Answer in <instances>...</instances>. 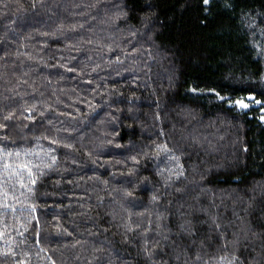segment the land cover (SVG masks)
Returning <instances> with one entry per match:
<instances>
[{
  "label": "trees",
  "instance_id": "1",
  "mask_svg": "<svg viewBox=\"0 0 264 264\" xmlns=\"http://www.w3.org/2000/svg\"><path fill=\"white\" fill-rule=\"evenodd\" d=\"M262 77L264 0H0V147L56 156L0 173V264H264Z\"/></svg>",
  "mask_w": 264,
  "mask_h": 264
},
{
  "label": "snow or ice",
  "instance_id": "2",
  "mask_svg": "<svg viewBox=\"0 0 264 264\" xmlns=\"http://www.w3.org/2000/svg\"><path fill=\"white\" fill-rule=\"evenodd\" d=\"M202 4L205 8V10H208L210 8V5L212 4V0H202ZM33 7H35V5H33ZM226 8H231L232 5L231 3H226L225 4ZM260 53H257V56H259ZM116 63H122V61L117 58ZM69 71H71V69H69ZM262 79H264V77H262ZM191 91L196 92V89H191ZM211 94L219 101L223 102V103H227L229 108H238L239 110L243 111L245 109H247L250 105V102L254 101L256 104H261L262 102L259 100H255V97L252 95H249L245 98H241V99H236V100H231L230 97H226L221 95L220 92L216 91L215 88L210 90ZM157 107H159V102H157ZM30 111V110H29ZM5 120L11 119V114L9 116L4 117ZM157 119H159V115H157ZM261 120L264 121V116L261 117ZM4 127V125H0V128ZM160 135L163 136L164 132L161 131ZM37 140L39 139H47L49 140V144H58L59 141H57L54 138H49L47 136L45 137H37ZM108 144H112L113 141L112 140H108L107 141ZM65 147H71L70 145H65ZM117 148L121 147V145L117 144L116 145ZM155 153H156V158H159V156L161 154H163L164 156L168 157L170 160L175 161L176 162V170H175V179L179 180L181 177H183L185 175L183 166L179 164V157L175 156L173 151L171 149H169L167 143L164 144H156L155 145ZM247 149H245L246 151ZM54 151V149L49 148L48 150H46L44 152V157H49V153ZM23 154L24 157H31L33 155H36L38 159H40V164H37L35 162H33L32 160H25L23 162H20V157ZM144 155H147V153H145ZM50 160L51 163H45L44 162V158L40 157L39 153H33L32 151L29 150H23V152L21 150H6V146L5 147H0V173H2L4 176L7 177V179L9 181L12 180L13 177L16 178V180L19 183V186L21 189L25 188V173L27 175V179L28 181L32 184L35 185L36 183V179L34 178L36 175L37 171H40V167L41 164L43 165V168H48L50 169L55 163H56V156L55 155H51L50 156ZM132 160L134 163L138 164L139 160L137 159L136 156L132 157ZM172 171V170H169ZM136 170L135 169H130L129 170V176H133L135 175ZM40 174L42 175L43 172L40 171ZM159 174V173H158ZM209 175H211V173H209ZM171 181V176L169 177V180L166 181V186L168 185V183ZM129 183H132V181H129ZM3 189V184H0V190ZM28 191H31V188L27 189ZM126 195L131 196L132 193H126ZM2 196L3 199L0 200V208H4L7 209L9 208V204H8V192L7 191H2ZM15 199V197H13ZM153 201H155L157 199L156 196H153ZM13 211H15V207L13 206ZM33 212L35 211V207L33 206L31 209ZM211 221L212 224L215 225V228L218 232V234L222 231L221 226L217 223V218L215 216L211 217ZM181 228L186 231L190 236H195V232L192 230V226L190 224H184L181 225ZM244 231L247 233L248 231H251L250 228L245 227ZM3 233H0V236H2ZM237 235V241H233V243L238 242V234ZM222 239L225 241V244L223 245L225 248L227 247V237L226 236H222ZM193 243H195V240H193ZM7 254V253H6ZM179 259V256L177 257ZM201 256L199 254L196 255L195 260L193 261V264H200L201 261ZM239 261V257L236 256L235 254H233L231 257L225 255L220 257L219 259V264H238ZM203 264H209V261H204ZM240 264H242V262H240Z\"/></svg>",
  "mask_w": 264,
  "mask_h": 264
}]
</instances>
